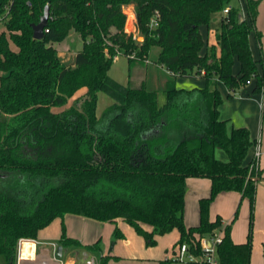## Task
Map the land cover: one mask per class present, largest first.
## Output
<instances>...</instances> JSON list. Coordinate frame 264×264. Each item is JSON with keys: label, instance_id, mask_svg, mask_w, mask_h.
Returning a JSON list of instances; mask_svg holds the SVG:
<instances>
[{"label": "trees", "instance_id": "1", "mask_svg": "<svg viewBox=\"0 0 264 264\" xmlns=\"http://www.w3.org/2000/svg\"><path fill=\"white\" fill-rule=\"evenodd\" d=\"M260 2L244 0L241 18L242 8L233 0H0V256L6 264H16L21 238L37 239L42 228L66 214L109 222L123 218L149 245L156 234L176 228L178 245L196 242L197 254L198 237L224 229L220 264H251L260 169L247 157L256 140L247 127L229 129L220 117L224 98L218 83L229 97L253 79V91L264 90V67L259 71L264 61L250 45L252 31L259 42L262 36L256 30ZM47 5L48 24L37 39L32 24ZM125 5L134 6L143 41L126 28ZM226 7L217 45L207 46L201 27ZM156 10L159 23L151 28ZM72 32L82 47L67 63L57 44ZM152 47L159 48L155 63L171 74L162 104L157 91L125 86L109 75L116 56L145 63ZM199 75L203 87L176 85L177 77ZM82 88L86 91L77 95ZM100 92L114 99L101 116ZM219 149L227 160L217 156ZM188 177L212 180L210 194L199 201L195 226L184 219ZM232 190L250 202L249 233L242 243L232 239V222L210 217L217 195ZM114 235L123 236L118 228ZM58 242L82 246L67 235L64 222Z\"/></svg>", "mask_w": 264, "mask_h": 264}, {"label": "crops", "instance_id": "2", "mask_svg": "<svg viewBox=\"0 0 264 264\" xmlns=\"http://www.w3.org/2000/svg\"><path fill=\"white\" fill-rule=\"evenodd\" d=\"M221 17L223 16H220L219 22L215 21L214 25L210 24V26L201 27L202 33H204L207 38V46L217 45L216 31L221 24ZM256 30L261 32V40L259 42L255 36L256 40L251 33V49L257 60L262 58L264 61V0H261L259 4V11L256 19ZM65 41L58 44V54L63 61L71 63L74 61L75 54L79 49L76 51H66L67 45H65ZM156 48L158 50L156 51L157 57L159 48ZM121 55L122 54L116 56L115 60L118 61ZM147 64L148 63L146 62L142 63L140 61L131 62L128 58L129 82L127 85L133 88H139L145 85L147 89L157 91L159 103L162 104L167 99L165 88L171 74L167 70V77L163 78L161 81V89H155L149 86L147 77L145 76ZM157 66L159 67L160 65ZM263 67V64L259 63L260 72L263 71ZM238 68L239 64L236 62L235 71H237ZM133 69L137 70L136 72H140V69L143 70L141 71L142 73L140 72L141 76H138L139 79L135 82L133 81L136 79L134 78L136 74L133 75ZM109 75L114 79L110 70ZM192 77L201 78L204 82V79L200 75ZM180 79L181 77H177L176 85L178 81H181ZM204 84H198L192 87H185L184 85L180 87L178 85L177 86L179 88H193L203 87ZM254 84L255 81L253 79L247 86L243 87L230 97L228 96V89L221 82L218 83V88L224 98L223 103L220 105V117L228 121L229 129L232 127L245 126L249 129L253 139L256 141L259 139L261 152L257 159V164L260 169V177L256 179L257 189L253 220L251 264H264V90L261 92H254ZM85 91L86 89L82 88L78 91L77 95H81ZM100 100H103V102L106 103L105 108L114 102V99L106 92H100L98 104ZM62 108L63 107H58L57 110H61ZM255 149L256 147L254 145L249 151L247 160L254 157ZM216 153L219 158L223 160L228 159L225 151L219 149ZM211 184L212 180L208 177L187 178L188 188L185 195L184 210V219L187 226H195L199 224V201L202 197H206L210 194ZM237 210L239 211V217L235 220L234 217ZM217 216H221L224 225L232 222L231 236L234 242L242 243L247 241L250 221V202L247 197H243L240 191H224L217 195L211 204L210 217L212 220H215ZM62 222L65 223L67 235L71 238L79 240L82 246L93 245L97 242L99 245V240L109 242L113 237L114 230L118 228L119 232L122 233L123 236L118 237L117 241H115L116 245L114 252L108 251V249L104 251L101 247L95 249L102 251V258L108 257L109 261L107 264H159L163 260L171 259L170 257H165L163 259L161 255H158V257H152L134 254L132 242H130V236L128 234L131 230V226L123 218H117L115 221L109 222L99 221L75 214H66L64 218L58 217L54 219L48 226L39 231L37 239H34L36 242V255L28 260H25L23 264H94V258H90L87 250H85L82 246L79 247L84 249V253L88 254H85V262H81L80 260L77 262L73 256L69 255L70 248L78 245H72L66 248L64 247L63 256L60 257L57 255V250L55 251L53 243H56L57 245L59 244L58 241L62 234ZM143 227L147 230H152V227L147 224H143ZM29 246H32V244L26 243V251L29 249ZM176 247L177 245L173 248V252H175Z\"/></svg>", "mask_w": 264, "mask_h": 264}, {"label": "rangeland", "instance_id": "3", "mask_svg": "<svg viewBox=\"0 0 264 264\" xmlns=\"http://www.w3.org/2000/svg\"><path fill=\"white\" fill-rule=\"evenodd\" d=\"M244 0H233V4L236 5L239 8H242V11L240 12V17L243 18L244 15V11H245V5H244ZM126 9L129 11V7H131V5H125ZM132 12H135V9L132 8L131 10ZM136 16V15H135ZM220 16H224V12L221 13H215L213 15V22H211L212 25L215 24L216 22H219L220 20ZM222 18V17H221ZM3 23L0 24V30H2L3 28ZM128 28H130V25H128ZM206 28V27H205ZM218 29V28H217ZM137 35V40L139 41H143L144 40V36L141 34L140 31L136 32ZM252 35L253 37L256 39V34L254 31H252ZM257 40V39H256ZM65 45H67V50L66 51H76L78 49H80L82 47V41L80 39V37L78 36L77 33L72 32L69 37L67 38V40L65 41ZM58 46V44H57ZM156 47H152V49L150 50V53L148 55V58L146 60L147 64V69H146V73L145 76L147 77V81L149 86L155 88V89H161V81L163 78H166V71L167 69L163 66H157L155 63V59H156V51L157 48ZM128 57L121 55L119 60H115L113 62V64L110 67V72L112 73L114 79H116V81H118L119 83L123 84V85H127L128 84ZM133 69V75L136 74V76L134 78H136L133 82H135L137 79H139L138 76H141V71H143L142 69H140L139 71L141 72H136L137 70ZM133 78V79H134ZM181 81H178L177 85L180 87L182 85H184L185 87H192L195 85H202L204 84V82L202 81L201 78H197V77H181L180 79ZM147 84V85H148ZM177 86V87H178ZM106 103L103 102V100L99 101L98 104V114L101 115L105 109ZM239 217V211H238V216L236 217V219ZM235 219V220H236ZM129 224V223H128ZM131 226V230L128 233L130 236V242H132V246H133V250H134V254H138V255H145V256H152V257H158V255H161V257H163V259L166 258H174L175 257V252H173V248L178 245V242L180 240V232L178 229H173L167 233L164 234H156L154 236L155 238V243L153 244H148L145 237L143 236V234L139 233V231H137V229L129 224ZM115 230L113 232V237L110 239L109 242H106L104 240H99V247H101L102 250H106L108 249V251H115V245L118 237L114 235ZM86 246V245H83ZM177 248V247H176ZM87 250L89 257L94 258L95 262L94 264H101L102 262V251L101 250ZM85 254L84 253V249L79 247V246H74L72 248H70V256H73L75 258V260L78 262L79 260L81 262H85ZM86 254V255H88ZM109 259L107 260L108 263ZM6 264V258H4L3 256H0V264ZM173 264H185L183 262L180 261H174Z\"/></svg>", "mask_w": 264, "mask_h": 264}, {"label": "built area", "instance_id": "4", "mask_svg": "<svg viewBox=\"0 0 264 264\" xmlns=\"http://www.w3.org/2000/svg\"><path fill=\"white\" fill-rule=\"evenodd\" d=\"M132 8H134L133 5L129 7V11L124 6V11L127 13V20H126V28L133 32L134 38L137 39L136 32H138L137 28V18L135 17V12H132ZM230 7H226L224 9V15L228 14ZM160 19V13L158 10H156L153 14V17L150 22L151 28H155ZM128 25H130V28H128ZM255 153L254 158L257 159L260 155V144L259 139L255 143ZM224 235V229H221L220 231L215 232L211 236H201L198 237L200 240V253L197 254L194 250L197 247L196 242H188L183 241L179 245H177V248L175 249V257L171 258L174 261H180L185 264L189 262H197L199 264H220V260L218 257V244L222 241ZM197 239V240H198ZM26 243L32 244V246H29V249L26 251L25 245ZM53 246L55 248V251L57 250V244L53 243ZM28 253V254H26ZM36 255V242L34 239L29 238H21L18 242V250H17V259L16 264H23L25 260H28ZM91 264V263H90Z\"/></svg>", "mask_w": 264, "mask_h": 264}, {"label": "water", "instance_id": "5", "mask_svg": "<svg viewBox=\"0 0 264 264\" xmlns=\"http://www.w3.org/2000/svg\"><path fill=\"white\" fill-rule=\"evenodd\" d=\"M50 17V10H49V6L47 5L45 7L44 13L42 14L40 21L38 23H33L32 27H33V35L35 38L37 39H42L44 37V33H45V29L46 26L48 24V20ZM69 63V62H67ZM63 252H64V247L62 244H58L57 245V255L58 256H63Z\"/></svg>", "mask_w": 264, "mask_h": 264}]
</instances>
